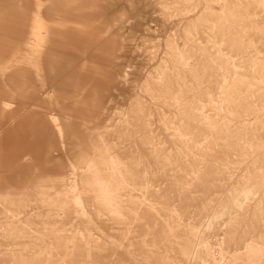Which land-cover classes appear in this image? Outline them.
Wrapping results in <instances>:
<instances>
[{"label":"rangeland","instance_id":"obj_1","mask_svg":"<svg viewBox=\"0 0 264 264\" xmlns=\"http://www.w3.org/2000/svg\"><path fill=\"white\" fill-rule=\"evenodd\" d=\"M0 133V264H264V0H0Z\"/></svg>","mask_w":264,"mask_h":264},{"label":"bare ground","instance_id":"obj_2","mask_svg":"<svg viewBox=\"0 0 264 264\" xmlns=\"http://www.w3.org/2000/svg\"><path fill=\"white\" fill-rule=\"evenodd\" d=\"M86 146H87V144H86ZM85 146V147H86ZM256 147H258V145H256ZM256 147H254V148H256ZM261 147H263V146H261ZM257 149H259V148H257ZM256 149V150H257ZM50 153H51V149H50V152H49V157L47 158L46 157V159H47V161H48V163H49V158H50ZM121 164V163H120ZM250 178V177H249ZM253 179V178H252ZM256 180H258V179H256ZM248 181H249V179H248ZM264 181V180H263ZM255 182V181H254ZM248 183V182H247ZM256 183H254L253 185H255ZM258 184V183H257ZM263 184V183H262ZM250 187V186H249ZM245 190V189H244ZM246 190H248V188H246ZM261 191V190H260ZM62 193V192H61ZM60 193V194H61ZM60 194H57V195H54V196H58V195H60ZM245 201V200H244ZM243 201V202H244ZM259 201V200H258ZM10 202H9V199H6L5 200V202H0V206L2 207V208H4V206H6V205H8ZM249 203V202H248ZM260 204V203H259ZM92 205V204H91ZM91 205H89L90 206V208H91ZM241 206V205H240ZM246 206V205H245ZM216 207V206H215ZM244 207V206H243ZM259 207V206H258ZM93 209V208H92ZM243 210V209H242ZM241 210V211H242ZM255 210V209H254ZM248 211V210H247ZM260 212V211H259ZM51 213V212H50ZM104 213V212H103ZM102 213V214H103ZM107 213V212H106ZM248 214V213H247ZM253 214V213H252ZM252 214H250V215H252ZM261 214V213H260ZM109 215V214H108ZM102 216V215H101ZM124 216V215H123ZM254 216V215H253ZM97 217V216H96ZM243 217V216H242ZM261 217V216H260ZM106 218V217H105ZM232 218H235V215H234V217H232ZM237 218H238V216H237ZM248 218V217H247ZM256 218V217H255ZM231 220V219H230ZM238 220V219H237ZM237 220H235V221H237ZM226 222V221H225ZM240 222V221H239ZM250 222V221H249ZM233 223V222H232ZM229 224H230V222H229ZM242 224V223H241ZM249 224V223H248ZM234 225V224H233ZM235 225H237V224H235ZM245 225H247V224H245ZM225 226H228V225H225ZM229 226H231V225H229ZM244 227V226H243ZM232 227H230L229 228V230L231 229ZM251 228V227H250ZM253 229V228H252ZM233 230V229H232ZM232 230L231 231H228V232H232ZM237 230V229H236ZM242 230H244V228L242 229ZM222 231H223V228H222ZM222 231H221V233H222ZM252 232V231H251ZM247 234V233H246ZM249 234H250V232H249ZM248 234V235H249ZM223 237H224V235H223ZM244 237H245V235H244ZM243 238V237H242ZM203 239V238H202ZM224 239V238H223ZM222 240V239H221ZM235 240V239H234ZM257 240V239H256ZM256 240H255V242H256ZM259 240V239H258ZM233 241V240H232ZM251 241V240H250ZM220 242V241H219ZM225 242V241H224ZM245 242H246V240H245ZM254 242V243H255ZM261 242H263V241H261ZM243 243V242H242ZM248 243V242H247ZM253 243V247H254V244ZM210 243H209V238H204L203 240H202V242H201V245H202V248H203V251L205 252V250H206V248H207V246L209 245ZM226 244V243H225ZM224 244V245H225ZM260 244V243H259ZM231 245V244H230ZM258 245V244H257ZM257 245H255V247H257ZM264 244H262V246H263ZM221 246V245H220ZM226 246V245H225ZM237 246H239V245H237ZM248 246V245H247ZM251 246V245H250ZM59 247V246H58ZM218 247V246H217ZM252 246H251V248H253ZM254 247V248H255ZM259 247V246H258ZM221 248H223V247H221ZM237 248V247H236ZM243 248V247H242ZM248 248V247H247ZM260 248V247H259ZM226 249V248H225ZM182 250V249H181ZM229 250V249H228ZM227 250V251H228ZM257 250V249H256ZM226 251V252H227ZM240 251V250H239ZM246 251V250H245ZM250 251V250H249ZM249 251H247V252H249ZM184 252H185V250H184ZM218 252H221V251H218ZM236 252V251H235ZM196 253H197V251H196V249L194 250V251H192L191 253H186V254H184V256H185V258H187V260H195L196 259ZM214 253V252H213ZM217 253V252H216ZM216 253H214V254H216ZM239 253V252H238ZM241 253V252H240ZM239 253V254H240ZM246 253V252H245ZM264 253V252H263ZM182 254H183V252H182ZM248 254V253H247ZM218 255H220V253L218 254ZM233 255V254H232ZM249 255V254H248ZM203 256H207V254L206 253H204V255ZM228 256V255H227ZM247 256V255H246ZM209 257V259H211V262H216V260H215V257L214 256H208ZM218 257V256H217ZM237 257H238V255H237ZM241 257V256H240ZM243 257V256H242ZM9 259V258H8ZM222 259V258H221ZM229 259V258H228ZM248 259V258H247ZM264 260V259H263ZM147 261H149V260H147ZM260 261V260H259ZM262 261V260H261ZM11 262V261H10ZM145 262H146V260H145ZM167 262V261H166ZM188 262V261H187ZM98 263V262H97ZM254 263H255V261H254ZM259 263H261V262H259ZM62 264V263H61ZM76 264V263H75ZM105 264V263H104ZM188 264V263H187Z\"/></svg>","mask_w":264,"mask_h":264},{"label":"crops","instance_id":"obj_3","mask_svg":"<svg viewBox=\"0 0 264 264\" xmlns=\"http://www.w3.org/2000/svg\"><path fill=\"white\" fill-rule=\"evenodd\" d=\"M1 134V133H0ZM49 152H50V149L46 152V157L48 158L49 157Z\"/></svg>","mask_w":264,"mask_h":264}]
</instances>
